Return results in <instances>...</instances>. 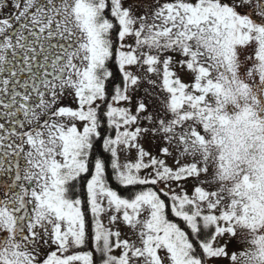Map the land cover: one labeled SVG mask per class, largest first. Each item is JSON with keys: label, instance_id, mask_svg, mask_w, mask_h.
I'll return each mask as SVG.
<instances>
[{"label": "snow or ice", "instance_id": "snow-or-ice-1", "mask_svg": "<svg viewBox=\"0 0 264 264\" xmlns=\"http://www.w3.org/2000/svg\"><path fill=\"white\" fill-rule=\"evenodd\" d=\"M237 250L264 264V0H0V264Z\"/></svg>", "mask_w": 264, "mask_h": 264}, {"label": "clouds", "instance_id": "clouds-1", "mask_svg": "<svg viewBox=\"0 0 264 264\" xmlns=\"http://www.w3.org/2000/svg\"><path fill=\"white\" fill-rule=\"evenodd\" d=\"M237 264H253L250 254L241 255L237 258Z\"/></svg>", "mask_w": 264, "mask_h": 264}, {"label": "rangeland", "instance_id": "rangeland-1", "mask_svg": "<svg viewBox=\"0 0 264 264\" xmlns=\"http://www.w3.org/2000/svg\"><path fill=\"white\" fill-rule=\"evenodd\" d=\"M145 147L146 148H149L150 146L147 143H145ZM150 150H152L153 152L155 151V149H151V148H150ZM167 162L170 165L173 163V161L171 159H169ZM189 188H191V185L190 184H189ZM229 250L230 251L233 250V246H230V249ZM237 255L239 256V251L238 250H237Z\"/></svg>", "mask_w": 264, "mask_h": 264}, {"label": "trees", "instance_id": "trees-1", "mask_svg": "<svg viewBox=\"0 0 264 264\" xmlns=\"http://www.w3.org/2000/svg\"><path fill=\"white\" fill-rule=\"evenodd\" d=\"M113 187H114V188H116V185H115V184H113ZM170 218H171V219H173V220H174V222H178V219H177V218H174V217H171V216H170Z\"/></svg>", "mask_w": 264, "mask_h": 264}]
</instances>
